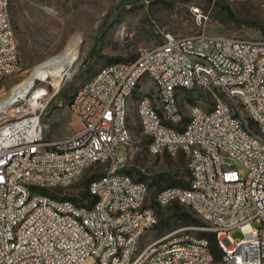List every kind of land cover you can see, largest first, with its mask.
I'll list each match as a JSON object with an SVG mask.
<instances>
[{
  "label": "built area",
  "instance_id": "built-area-1",
  "mask_svg": "<svg viewBox=\"0 0 264 264\" xmlns=\"http://www.w3.org/2000/svg\"><path fill=\"white\" fill-rule=\"evenodd\" d=\"M194 15L196 33H167L80 84L68 101L82 124L75 134L45 138L39 106L17 107L0 125V264H264V36L211 32L209 16ZM20 67L9 2L0 0V84ZM196 87L227 98L215 93L211 107L196 103L185 116L180 94ZM134 95L149 152L189 158L188 185L163 188L156 201L190 207L219 257L208 237L188 232L142 244L158 215L148 183L117 154L131 140ZM92 175V205L49 192Z\"/></svg>",
  "mask_w": 264,
  "mask_h": 264
},
{
  "label": "rangeland",
  "instance_id": "rangeland-1",
  "mask_svg": "<svg viewBox=\"0 0 264 264\" xmlns=\"http://www.w3.org/2000/svg\"><path fill=\"white\" fill-rule=\"evenodd\" d=\"M11 18L18 41L21 67L8 75L0 84V98L24 78L39 62L61 52L71 36H84L83 53L72 75L50 96L42 100L40 114L45 125V138L59 139L78 132L81 120L68 105L76 88L91 79L103 66L130 61L140 48L157 46L165 34L187 36L198 31L194 12L199 9L209 16L211 32L236 37L260 38L264 36V0H8ZM231 12L237 17L235 20ZM150 85L145 86L147 88ZM214 91V92H213ZM210 91L196 87L180 94V108L189 116L191 107L200 103L209 108L218 97L227 98L220 89ZM27 108V101L18 108ZM13 118L8 112L0 113V125ZM129 120L131 140L117 150L119 158H126L125 168H132L133 177H143L149 185L147 204L158 215V223L144 236L145 245L162 235L188 232L201 236L203 230L194 221L204 223L190 207L177 201L160 204L157 193L166 187L186 186L190 174L189 158L179 152L152 154L149 139L143 133L136 114V95L130 100ZM227 162L235 163L227 158ZM241 176L245 167L237 163ZM84 176L76 184L55 189L57 197L80 198ZM51 194L54 191H49ZM177 206L180 210L177 211ZM253 226L258 227L257 223ZM236 239L243 237L240 229L232 231ZM216 255H221L214 244ZM86 264L88 261L85 262Z\"/></svg>",
  "mask_w": 264,
  "mask_h": 264
},
{
  "label": "bare ground",
  "instance_id": "bare-ground-1",
  "mask_svg": "<svg viewBox=\"0 0 264 264\" xmlns=\"http://www.w3.org/2000/svg\"><path fill=\"white\" fill-rule=\"evenodd\" d=\"M83 46L84 36L75 33L61 52L34 65L24 78L0 98V113L8 112L13 115L23 101H27V108L24 110L40 106L43 98L58 91L72 75L81 60Z\"/></svg>",
  "mask_w": 264,
  "mask_h": 264
},
{
  "label": "trees",
  "instance_id": "trees-1",
  "mask_svg": "<svg viewBox=\"0 0 264 264\" xmlns=\"http://www.w3.org/2000/svg\"><path fill=\"white\" fill-rule=\"evenodd\" d=\"M231 15L233 16V18L235 19V20H238L237 19V17H235V15L233 14V12H231ZM127 173H129V174H131V175H133V170H132V168H125L124 169ZM190 174V173H189ZM93 175L91 176V177H89V178H86L85 179V182H84V189H83V192H82V194H81V196H80V199H82V200H88V205H92L93 204V202L95 201V198L89 193V190H88V185H89V182L93 179ZM144 178L143 177H140L139 179H137V180H140V181H142ZM189 183V182H188ZM188 183H187V185H188ZM172 186H175V185H172ZM162 190V189H161ZM43 192H45V193H47V190H43ZM53 195H56V192H54V193H52ZM178 202V201H177ZM154 209L156 210L157 208L156 207H154ZM181 208H180V206H177V208H176V210L177 211H179ZM194 219V221L196 222V223H198L200 226H203L204 225V223L203 222H201L200 220H198V219H196V218H193ZM199 237H208L212 242H213V245L215 244V240H216V238H215V235L213 234V233H210V232H203L202 233V235L201 236H199Z\"/></svg>",
  "mask_w": 264,
  "mask_h": 264
}]
</instances>
